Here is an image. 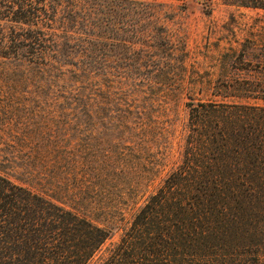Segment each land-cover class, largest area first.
Masks as SVG:
<instances>
[{
  "label": "trees",
  "instance_id": "trees-1",
  "mask_svg": "<svg viewBox=\"0 0 264 264\" xmlns=\"http://www.w3.org/2000/svg\"><path fill=\"white\" fill-rule=\"evenodd\" d=\"M155 1L0 0V79L31 86L7 112L43 122L0 129V264H264V104L180 124L100 64L106 35L149 45Z\"/></svg>",
  "mask_w": 264,
  "mask_h": 264
},
{
  "label": "rangeland",
  "instance_id": "rangeland-1",
  "mask_svg": "<svg viewBox=\"0 0 264 264\" xmlns=\"http://www.w3.org/2000/svg\"><path fill=\"white\" fill-rule=\"evenodd\" d=\"M155 2L158 21L153 18L152 23L145 22L146 33L142 36L149 45L136 42L125 48L123 42L134 38L121 30L103 39L100 64L118 81L131 84L138 96L169 99L180 124L186 121V103L190 101L264 104L254 98L264 93V9L229 5L221 0ZM68 67L72 63L64 68ZM250 84L256 88L243 89ZM9 86L0 79V129L42 126L35 114L11 116L7 112ZM128 87L124 84L123 89ZM9 88L17 91L12 97L14 102L26 97V87ZM85 215L103 223L102 217L92 212ZM118 235L115 232L112 241Z\"/></svg>",
  "mask_w": 264,
  "mask_h": 264
}]
</instances>
